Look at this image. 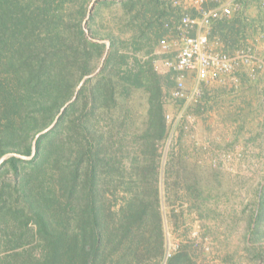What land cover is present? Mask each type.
<instances>
[{"label":"trees","instance_id":"obj_1","mask_svg":"<svg viewBox=\"0 0 264 264\" xmlns=\"http://www.w3.org/2000/svg\"><path fill=\"white\" fill-rule=\"evenodd\" d=\"M160 3L101 2L131 11L141 6L129 22L135 34L129 42L108 34L111 47L101 72L39 139L34 158H10L0 166V254L12 251L0 264H142L150 254L165 258L157 148L167 132L163 89L151 62L137 56L159 26L154 22L160 18L149 15L159 14L151 5ZM89 4L0 0V158L30 156L35 136L100 65L106 46L83 29ZM93 21L94 15L90 35L102 39ZM141 89L150 93L147 129L131 139L128 102ZM129 139L143 148L148 164L136 170L142 192L125 181ZM121 189L126 194L113 211L107 194ZM165 264L197 263L183 246Z\"/></svg>","mask_w":264,"mask_h":264},{"label":"rangeland","instance_id":"obj_2","mask_svg":"<svg viewBox=\"0 0 264 264\" xmlns=\"http://www.w3.org/2000/svg\"><path fill=\"white\" fill-rule=\"evenodd\" d=\"M160 1L151 5L159 14L149 15L153 21L160 18L154 22L159 26L137 56L151 62L163 89L167 132L157 148L165 258L150 254L142 264H165L183 246L197 264H264V7L256 16L235 11L213 22L208 30L211 48L231 57L245 53L251 60L202 84L200 96L189 102L175 97L178 75L166 63L176 58L186 36L201 32L187 31L181 23L185 14L199 18L200 10L183 11L172 0ZM218 1L210 0L204 9L219 8L223 4ZM129 10L98 3L91 15L93 30L102 36L97 40L112 34L129 42L135 34L129 22L143 9ZM195 83L193 75L186 77L190 94ZM149 99L150 93L141 89L128 102L126 131L131 139L145 134ZM131 139L123 150L129 172L125 181L133 192H142L136 170L148 164L143 148ZM125 194L122 189L107 194L113 211L120 209ZM145 197L149 199L147 193ZM11 252L1 253L0 259Z\"/></svg>","mask_w":264,"mask_h":264},{"label":"built area","instance_id":"obj_3","mask_svg":"<svg viewBox=\"0 0 264 264\" xmlns=\"http://www.w3.org/2000/svg\"><path fill=\"white\" fill-rule=\"evenodd\" d=\"M209 1L172 0L174 8L183 11L200 10L199 18H192L185 14L181 23L182 27L187 31L198 28L201 32L197 35L186 36L182 41L176 58L166 63L169 70L178 75L175 97L189 102L196 101L200 96L202 84L219 76L232 74L240 63H249L251 60V56L245 53L237 57H231L211 48L209 28L216 19L223 16H231L234 10L229 7L205 10L204 6ZM262 7H264V2ZM163 49H168V46L164 45ZM189 75H193L196 80L191 94L187 92L185 85V79Z\"/></svg>","mask_w":264,"mask_h":264},{"label":"water","instance_id":"obj_4","mask_svg":"<svg viewBox=\"0 0 264 264\" xmlns=\"http://www.w3.org/2000/svg\"><path fill=\"white\" fill-rule=\"evenodd\" d=\"M102 1H107V0H92L90 6L88 8V11H87V14H86V18H85L84 23H83V29H84L85 33L87 34L88 38L90 40H92L93 42H98V43L104 44L106 46V51H105V54H104V56H103V58L101 60L100 65L97 67V69L93 73L85 76L79 82L78 86L75 89V92H74L72 98L62 106V108L60 109L59 113L57 114V116L55 117V119L53 120V122L47 128H45L44 130H42L41 132H39L35 136V138H34V140L32 142L31 155L30 156H24V155H21V154H18V153H7V154L3 155L0 158V166L3 163H5L8 159H10V158H17V159H21V160H24V161H30V160H32L34 158V156L36 155V152H37V144H38L39 139L42 136L50 133L56 127L57 123L59 122L60 117L64 114L65 110L73 102L76 101V99H77V97H78L81 89L85 85V83L88 80L95 78L101 72V70H102V68H103V66H104V64L106 62V59L108 57L109 50H110V47H111V43L108 40H97V39L92 38V36L90 35V32H89V29H88V22H89V20L91 18V15H92V13H93L96 5L98 3H100V2H102ZM113 1L121 2V1H124V0H113Z\"/></svg>","mask_w":264,"mask_h":264},{"label":"crops","instance_id":"obj_5","mask_svg":"<svg viewBox=\"0 0 264 264\" xmlns=\"http://www.w3.org/2000/svg\"><path fill=\"white\" fill-rule=\"evenodd\" d=\"M216 1H218V0H216ZM263 2H264V0H219L218 1L219 4L220 3L223 4V5H220V7L233 8L234 12L235 11L248 12L252 16L257 15L258 8L262 7L261 5ZM262 11L264 12V8L262 9ZM262 25L264 27V22Z\"/></svg>","mask_w":264,"mask_h":264}]
</instances>
